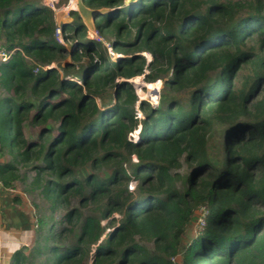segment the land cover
<instances>
[{"label":"trees","instance_id":"16d2710c","mask_svg":"<svg viewBox=\"0 0 264 264\" xmlns=\"http://www.w3.org/2000/svg\"><path fill=\"white\" fill-rule=\"evenodd\" d=\"M127 1L83 0L105 10L93 27L113 60L78 12L62 44L43 0H0L15 51L0 65V189L32 172L27 192L47 204L10 264H86L97 244L92 264H264V0ZM142 75L163 82L157 107L129 82Z\"/></svg>","mask_w":264,"mask_h":264},{"label":"rangeland","instance_id":"374dc122","mask_svg":"<svg viewBox=\"0 0 264 264\" xmlns=\"http://www.w3.org/2000/svg\"><path fill=\"white\" fill-rule=\"evenodd\" d=\"M58 2L56 3V11H55V14H56V18H57V24L58 26L61 27L62 24L64 23H71L72 22V16L70 15V12L72 10L69 9V2L70 0H57ZM44 2V1H43ZM132 0H129L126 2L127 3H131ZM88 27V26H87ZM88 36L89 38L91 39H94V40H97L99 42H101L105 48L107 49V53H108V56L111 58V59H117L118 57H120V55H118V53L114 52L113 48H112V45H111V37L109 35H106L105 37L101 36L98 31L94 30V27L93 28H89L88 27ZM166 30V28L164 27V31ZM169 30V29H168ZM163 31V33H165ZM60 38V43L64 44V40H63V37H59ZM1 45L2 42H0ZM140 55L144 56L145 59L147 60V62H150L152 60V57L151 55L148 53V52H141ZM68 61H66L65 63H67ZM1 65V64H0ZM50 67H55L57 68L56 64H53L51 65ZM130 84L133 85V87L135 88V91H136V94L139 98V102H147L149 104H154L153 106H155V102L154 101H157L158 100V95H159V99L161 98V95H162V88H163V82L161 81H156L153 83H149L145 80V76L142 75V76H137V77H134L132 79L129 80ZM141 86H140V85ZM143 85V86H142ZM1 89H0V96L2 94H4V92L1 94ZM160 102V101H159ZM138 117L140 119L144 118L142 113L138 110ZM140 128L137 129V131H139ZM32 133H36V129H33V130H30ZM28 133V132H27ZM29 135V133H28ZM133 135V136H132ZM130 135V141H133L135 140V132ZM137 140V139H136ZM135 140V141H136ZM7 159H9V157H7ZM138 162V159L136 156H133L131 157L127 163L125 164L126 168L132 172L134 167H136V163ZM24 173L27 174L28 176V180L29 182L27 184H22L20 182H17L16 183V188L15 189H10L11 192L9 191L10 193V196L12 198L14 197H22L23 198V205L24 206H21L22 203L20 204V209H21V216L23 215V213H25L27 215V213H31V219L33 221V233H34V239L30 242V243H27V246H24V247H27V249L25 250L26 254H30L31 252V249L34 247V243L36 242V239L38 237V228H37V225H36V218H35V215L37 214V208L35 206H39L41 209L45 208L47 206V204L45 203V201L43 199H41L37 193H30V192H27L28 190V184L30 183V181L32 180L33 176H34V173L32 172H28V171H23ZM180 172L181 173H185L186 172V167L184 166L182 169H180ZM136 185H137V182L135 180H133V182L131 183V192L130 194L133 195V198L134 195H135V191H136ZM10 198V199H12ZM13 200V199H12ZM12 202V201H10ZM14 203V202H13ZM16 205V204H14ZM73 205H77V202L75 201L73 203ZM16 206H19L18 204ZM22 207V208H21ZM65 213V210L64 209H61L59 211H57L55 214H54V217H55V220L57 222H61L60 220L62 219V216L63 214ZM25 220H26V217L22 216ZM114 217H117V219L121 218L120 217V214H114L110 219H107V220H103L102 221V226L104 228V234L102 235V238L101 240L99 241V244L103 241V240H107L108 237L110 236V234L114 231V228L116 227V225H118L119 223H112V220L114 219ZM114 224V225H113ZM195 226L192 225L188 230H187V233L185 235V241H189L192 237L195 236ZM6 231V230H4ZM10 231V230H9ZM6 234V232H5ZM6 236L8 238H10V233H7ZM6 236H3V238H5ZM3 238L1 239L0 237V240H3ZM98 246L95 245L93 246V252L95 251L96 247ZM23 247V246H22ZM20 249V248H19ZM93 252L91 253V255L89 256V258L87 259V262L86 264H92V260H93ZM9 260V259H8ZM7 260V261H8ZM30 262L31 264H40L41 262H43V257H38V258H35L34 254H32L30 256ZM6 261V262H7ZM10 260L8 261V263L6 264H9ZM0 264H4L3 262H0Z\"/></svg>","mask_w":264,"mask_h":264},{"label":"crops","instance_id":"0c3cea01","mask_svg":"<svg viewBox=\"0 0 264 264\" xmlns=\"http://www.w3.org/2000/svg\"><path fill=\"white\" fill-rule=\"evenodd\" d=\"M10 198L12 197L9 191L0 189V237L2 239L7 233H10L11 236L10 238L6 236L3 240H0V262L4 264L8 263L9 260L11 261L15 251L22 246H27V243L34 239L31 213L28 212L27 215L23 213L22 216L26 217L25 220L20 214L22 213L20 204H18L19 206L14 205L13 198ZM21 206H24L23 203Z\"/></svg>","mask_w":264,"mask_h":264},{"label":"built area","instance_id":"2783aa9c","mask_svg":"<svg viewBox=\"0 0 264 264\" xmlns=\"http://www.w3.org/2000/svg\"><path fill=\"white\" fill-rule=\"evenodd\" d=\"M43 1H44L43 4L45 6H47L50 9H52L54 12L56 11V3L58 2L57 0H43ZM77 1L78 0H70V2H69V9L70 10L78 12ZM56 36H57L58 41H60L59 37H62V30H61L60 26H58V28L56 30ZM14 52L15 51H8L3 45L0 44V64L8 63L11 60ZM49 68H50V66L46 67L44 69H49ZM38 70L39 69L37 68L35 70V72H38ZM160 99H159V95H158V100L154 101L155 102V106H153L154 104H151V105L153 107H157L159 105ZM139 132H140V130L139 131L136 130L135 134H137V133L139 134ZM132 134H130V135H132ZM138 134H137V137H138ZM133 142H135V140H133ZM1 187H2V183L0 182V188ZM7 191L11 192L10 189H7ZM206 215H207V210H205L204 208L201 209V217L199 218L198 226H197L198 228H201V227L204 226V223H205L204 219H205Z\"/></svg>","mask_w":264,"mask_h":264},{"label":"water","instance_id":"95a60500","mask_svg":"<svg viewBox=\"0 0 264 264\" xmlns=\"http://www.w3.org/2000/svg\"><path fill=\"white\" fill-rule=\"evenodd\" d=\"M132 1H134V0H132ZM77 7H78V13L82 17L84 23L89 28H93V22L96 19V17L99 15H102L105 12V10H92V9L87 8L84 5L83 0L77 1Z\"/></svg>","mask_w":264,"mask_h":264},{"label":"clouds","instance_id":"9594fccd","mask_svg":"<svg viewBox=\"0 0 264 264\" xmlns=\"http://www.w3.org/2000/svg\"><path fill=\"white\" fill-rule=\"evenodd\" d=\"M139 141V134H138V139L134 142V143H136V142H138ZM133 142V141H132Z\"/></svg>","mask_w":264,"mask_h":264}]
</instances>
